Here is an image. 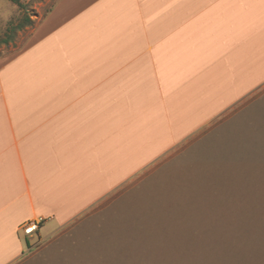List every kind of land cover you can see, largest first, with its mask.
I'll return each instance as SVG.
<instances>
[{"label":"crops","instance_id":"obj_1","mask_svg":"<svg viewBox=\"0 0 264 264\" xmlns=\"http://www.w3.org/2000/svg\"><path fill=\"white\" fill-rule=\"evenodd\" d=\"M263 86L264 0H60L0 60V264Z\"/></svg>","mask_w":264,"mask_h":264},{"label":"rangeland","instance_id":"obj_2","mask_svg":"<svg viewBox=\"0 0 264 264\" xmlns=\"http://www.w3.org/2000/svg\"><path fill=\"white\" fill-rule=\"evenodd\" d=\"M19 1L0 0V60L60 0ZM108 202L15 264H264V86Z\"/></svg>","mask_w":264,"mask_h":264},{"label":"built area","instance_id":"obj_3","mask_svg":"<svg viewBox=\"0 0 264 264\" xmlns=\"http://www.w3.org/2000/svg\"><path fill=\"white\" fill-rule=\"evenodd\" d=\"M39 223L40 222H29L27 224H25L23 226V232L26 236L32 234L33 232H35L37 229H38V226H39Z\"/></svg>","mask_w":264,"mask_h":264},{"label":"trees","instance_id":"obj_4","mask_svg":"<svg viewBox=\"0 0 264 264\" xmlns=\"http://www.w3.org/2000/svg\"><path fill=\"white\" fill-rule=\"evenodd\" d=\"M10 1H11L12 3H14L15 5L19 6V7L22 6L19 0H10ZM25 22H26L27 24H29V23L31 22V20H30V19H26ZM21 27H22V26H20V27H18V28L20 29Z\"/></svg>","mask_w":264,"mask_h":264}]
</instances>
